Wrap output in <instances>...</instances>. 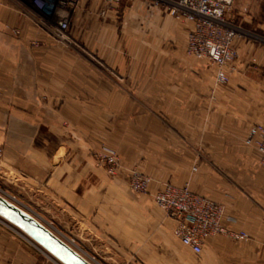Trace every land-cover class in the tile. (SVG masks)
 <instances>
[{
	"label": "crops",
	"instance_id": "0c3cea01",
	"mask_svg": "<svg viewBox=\"0 0 264 264\" xmlns=\"http://www.w3.org/2000/svg\"><path fill=\"white\" fill-rule=\"evenodd\" d=\"M250 7L236 14L255 15ZM233 11L239 59L213 101L214 68L186 53L185 29L168 18L130 39L113 34L114 20L91 21L75 36L80 50L19 0H0V188L118 264H135L134 255L136 264H264V165L245 143L251 126L264 125V41L254 36L264 23L247 20L252 30ZM101 146L151 176L153 192L189 184L222 203L251 239L213 238L199 256L169 244L174 220L127 187V172L107 177L93 156ZM0 264L60 263L0 223Z\"/></svg>",
	"mask_w": 264,
	"mask_h": 264
},
{
	"label": "built area",
	"instance_id": "2783aa9c",
	"mask_svg": "<svg viewBox=\"0 0 264 264\" xmlns=\"http://www.w3.org/2000/svg\"><path fill=\"white\" fill-rule=\"evenodd\" d=\"M19 1L31 9L33 16L39 18L37 21L39 20L38 22L55 38L68 40L71 13L75 12L85 0ZM100 1L108 7L116 8L123 2L133 0ZM148 2L155 9L168 11V14L183 26L186 31V53L196 61L204 62L214 68L210 94L211 99L215 101L217 92L227 85L229 74L235 70L236 61L239 59L234 44L241 37L242 31L227 19V14L234 7L235 0H148ZM245 143L258 152L264 165V125L251 126ZM96 163L115 181L124 170L119 153L111 148L103 147L97 151ZM128 172V186L131 191L139 195H152L156 206L176 223L174 238L193 254L201 255L206 242L213 238L224 237L238 242H248L251 239L247 232L233 227L236 220L228 215L227 208L222 203L193 192L189 184L178 186L165 183L152 193L154 183L152 177L137 168H130ZM0 198L24 213L1 190ZM0 223L9 227L15 226L1 213ZM56 260L60 264H65L59 259Z\"/></svg>",
	"mask_w": 264,
	"mask_h": 264
},
{
	"label": "rangeland",
	"instance_id": "374dc122",
	"mask_svg": "<svg viewBox=\"0 0 264 264\" xmlns=\"http://www.w3.org/2000/svg\"><path fill=\"white\" fill-rule=\"evenodd\" d=\"M95 1H94V3H97L96 8H95V6L92 7L91 6L92 3L88 2L87 4L83 5L84 8H82V6H81L75 12L71 13L72 18H71V23H70V31L68 32V35H69L68 41H71L72 42L71 44H74V47H76L80 50H83V43L81 42V39L79 37H75V36H81L82 37L85 33L87 34L88 33L87 24L90 23L91 21L96 22V25L100 26L101 24L104 25L106 22L114 20L116 22L117 26L115 27L116 32L113 31V34L116 33L119 37H124V38L126 37L128 39L137 38V36L141 35L142 28L143 29L148 28L149 30H151V32H150L151 36L154 35L155 30L157 28V25H159V22L164 18L170 19L177 26H179L180 28L181 27L183 28V26L180 24L179 21H177L174 17H172L168 14V11H165L164 9L158 10V9L151 7L148 0H133L131 2H123L116 8H113L111 6L108 7V6L104 5L100 0H95ZM247 3L251 4L252 8L253 7L255 8V12H256L255 15H251L250 11L246 12L244 17L236 14L237 11L238 12L242 11L241 8L240 9H238V8L243 6V4L247 5ZM240 5L241 6L238 5V0H235L234 7L231 9V11L234 10L233 13H234V18H235L236 22H239L242 18H244V20H243L244 24L249 26L252 30H253V27L255 24L249 23V22H247V20L254 19L253 20L254 22H256V20H257L260 23H264V0H246L245 2H243V0H241ZM33 17L35 18V16H33ZM37 19H39V18H37ZM90 24H92V23H90ZM98 26H97V28H100ZM254 29L257 32V35H254V36L258 39L263 38V41H264V25H262V27L255 26ZM46 30H48V29L46 28ZM103 32H106V30H103ZM255 37H253V38H255ZM260 37H262V38H260ZM55 39L59 41V39H57V38H55ZM150 49H151V51L156 49V47L154 48L152 46V39H151ZM185 51H186V46H185ZM258 124H260V123H258ZM103 147L111 148L108 146H101L100 148L96 149L94 154H93L95 162H96L97 151H99ZM111 149H113V148H111ZM119 156H120V154H119ZM128 169H130V168H126L124 166V170H122L120 172L119 178L116 181L113 180V178L109 177L107 175V173H106V175L112 181L119 182V181H122L121 175L124 172H127V179L125 180V184L129 188V186H128V181H129ZM0 190H1V192L3 191L4 194H6L7 196H9L11 198V199L9 198L10 201L12 200L11 202H14L24 212L23 214H26V215L28 214L31 216V218H34L38 222V224L43 226L51 234V236L53 238H55L59 242H61V244L64 247L68 248L73 254H76L79 258L83 259L84 261L87 260L91 264H118V263L113 262L112 259H110L106 255V253H104L102 251L96 252V251H91V250L87 249L82 243L83 239H81L79 236H77L76 235L77 233L76 234H73L72 232L70 233L68 230H66V228L65 229L63 228L65 226H63L59 220H57V219L53 220L51 218H48L40 210H38V208H33V202H31V203L26 202V201L22 200V198H19L17 195L14 197V196L6 193L2 188H0ZM152 193H153V190H152ZM137 195H139V194H137ZM141 196L149 197L154 203V200H153V197L151 194L141 195ZM12 198H14L15 200H13ZM155 206H156V204H155ZM156 208L161 210L157 206H156ZM161 211L163 212L164 217L167 220L171 219L166 215V213L163 210H161ZM12 223H13V225H15V226H13L14 228L12 226L11 227L7 226V227L14 230L15 233L20 236V238L23 242H27L29 244H32V246L38 251L39 255H41V258H48V259L51 258L53 260L58 259L55 255H53L51 252H49L40 242H38L36 240V238L34 236H32L29 232L24 230L18 224H15L14 222H12ZM171 240L175 241L177 239L174 238L172 235V239H170V241H168L169 244L172 243ZM235 242H238V241H235ZM111 253H115V252L112 251ZM138 260L139 259L136 257V255H134L132 262H134L136 264L138 262ZM120 264H126V262L123 261ZM128 264H132V263H128Z\"/></svg>",
	"mask_w": 264,
	"mask_h": 264
},
{
	"label": "water",
	"instance_id": "95a60500",
	"mask_svg": "<svg viewBox=\"0 0 264 264\" xmlns=\"http://www.w3.org/2000/svg\"><path fill=\"white\" fill-rule=\"evenodd\" d=\"M0 206L4 209L0 213L5 216L7 219L11 220L15 224H18L19 226L21 224L24 225L22 227L24 230L29 232L32 236L36 238L38 242H40L49 252H51L53 255H55L60 261H62L65 264H88L83 259L79 258L76 254H73L68 248L64 247L61 242H59L57 239L53 238L51 234L40 224H38L36 221H34L31 217H29L26 214H23L21 211L15 209L11 205H9L7 202L2 200L0 198ZM33 220V221H32ZM40 236H44L47 239H52L54 242L61 244L70 254L68 259H64L63 257L56 254L53 249L42 242L40 239ZM73 262V263H72Z\"/></svg>",
	"mask_w": 264,
	"mask_h": 264
},
{
	"label": "trees",
	"instance_id": "16d2710c",
	"mask_svg": "<svg viewBox=\"0 0 264 264\" xmlns=\"http://www.w3.org/2000/svg\"><path fill=\"white\" fill-rule=\"evenodd\" d=\"M3 210L4 209L0 206V211L2 212ZM20 226L24 227L23 224H21ZM40 239L42 240L43 243L50 246L56 254L63 257L64 259H68V257L70 256L69 252L61 244L54 242L52 239H47L44 236H40Z\"/></svg>",
	"mask_w": 264,
	"mask_h": 264
},
{
	"label": "bare ground",
	"instance_id": "6f19581e",
	"mask_svg": "<svg viewBox=\"0 0 264 264\" xmlns=\"http://www.w3.org/2000/svg\"><path fill=\"white\" fill-rule=\"evenodd\" d=\"M89 264V263H88Z\"/></svg>",
	"mask_w": 264,
	"mask_h": 264
}]
</instances>
